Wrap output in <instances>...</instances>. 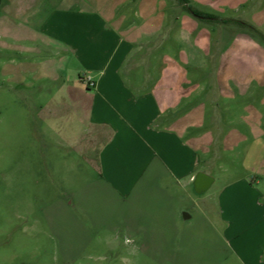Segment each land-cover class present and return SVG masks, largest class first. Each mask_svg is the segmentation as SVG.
Returning <instances> with one entry per match:
<instances>
[{
  "label": "rangeland",
  "instance_id": "374dc122",
  "mask_svg": "<svg viewBox=\"0 0 264 264\" xmlns=\"http://www.w3.org/2000/svg\"><path fill=\"white\" fill-rule=\"evenodd\" d=\"M139 1L120 7L129 22L140 24L151 17L133 13ZM165 1L210 32L207 54H195L200 69H217L224 54L230 60L222 68L241 69L246 76L235 86L234 96L217 99L207 110L204 129L212 131V139L200 158L205 161L201 168L210 170L215 179L213 184L205 191L178 189V203L183 202L182 211L191 216L168 225L162 242L125 229L127 216L135 226L140 223L133 206L116 200H83V190L93 191L95 170L87 153L70 145L73 130L83 125V111L77 106L75 119L67 113L51 116L55 110L63 111L59 103L65 94L58 92V84L41 79L34 81V87L24 86L17 78L20 61L66 60L70 54L56 56L57 49L52 48L41 54L23 52L14 36L4 35L0 37V264H264L259 261L264 260L260 254L264 218L258 210L255 229L238 236L225 231L216 211L217 200L225 195L231 200H257L264 206V40L236 24L199 21L178 0ZM187 4L246 20L264 33V0H189ZM166 39L164 32L158 41ZM176 46L190 54L186 37L183 44L178 39L169 45V52ZM66 64L72 80L83 77L78 58L71 56ZM207 78L209 92L217 91V79ZM239 183L245 188L239 190ZM205 198L210 199L209 210ZM240 244L246 254L239 252Z\"/></svg>",
  "mask_w": 264,
  "mask_h": 264
},
{
  "label": "crops",
  "instance_id": "0c3cea01",
  "mask_svg": "<svg viewBox=\"0 0 264 264\" xmlns=\"http://www.w3.org/2000/svg\"><path fill=\"white\" fill-rule=\"evenodd\" d=\"M129 1L2 0L0 37L14 36L23 52L41 54L52 48L57 49L56 56L70 54L66 60L20 61L18 83L32 87L41 79L57 83L58 92L65 94L59 103L63 111L55 110L51 116L67 113L74 118L77 106L83 111V125L75 127L70 144L87 153L95 170L93 191L83 190V200H116L133 206L140 223L135 226L127 216L125 229L162 242L168 225L191 216H184L178 189L193 188L198 172L211 176L210 170L201 168L205 161L200 158L212 139V131L204 129L207 110L217 99L234 96L235 86L246 76L241 69L222 68L230 60L224 54L217 69L199 68L202 64L195 61V54H207L210 32L177 6L169 8L165 0H140L133 13L151 17L145 15L136 24L120 10ZM164 32L167 39L158 41ZM185 37L191 45L189 55L182 46L169 52V45L178 39L183 44ZM71 56L83 64L78 80L67 73ZM212 75L217 79L214 93L206 86ZM202 201L209 210L210 199ZM217 207L225 231L234 236L255 229L257 210L264 218V206L257 200H231L225 195ZM238 249L248 252L243 244ZM260 252L264 254V246ZM259 261L263 263V257Z\"/></svg>",
  "mask_w": 264,
  "mask_h": 264
},
{
  "label": "trees",
  "instance_id": "16d2710c",
  "mask_svg": "<svg viewBox=\"0 0 264 264\" xmlns=\"http://www.w3.org/2000/svg\"><path fill=\"white\" fill-rule=\"evenodd\" d=\"M1 1L2 0H0V3ZM178 1L183 6L186 12H188L190 15H192L195 19L199 21L214 22L220 24H236L239 25L240 27L246 28L251 33H254V35L264 40V33L254 24L247 22L246 20L233 18V17L219 16L216 13L202 11L193 5H188L187 3L189 0H178Z\"/></svg>",
  "mask_w": 264,
  "mask_h": 264
},
{
  "label": "water",
  "instance_id": "95a60500",
  "mask_svg": "<svg viewBox=\"0 0 264 264\" xmlns=\"http://www.w3.org/2000/svg\"><path fill=\"white\" fill-rule=\"evenodd\" d=\"M211 176H209L207 173L205 172H198L197 175L195 176V179H194V187L197 191H203L209 181L211 180ZM184 216L187 217L188 214L187 213H184Z\"/></svg>",
  "mask_w": 264,
  "mask_h": 264
}]
</instances>
